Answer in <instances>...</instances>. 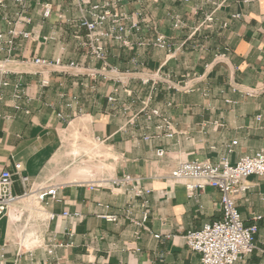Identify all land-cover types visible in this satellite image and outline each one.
I'll list each match as a JSON object with an SVG mask.
<instances>
[{
  "label": "crops",
  "instance_id": "crops-1",
  "mask_svg": "<svg viewBox=\"0 0 264 264\" xmlns=\"http://www.w3.org/2000/svg\"><path fill=\"white\" fill-rule=\"evenodd\" d=\"M212 1L122 0V10L140 29L130 35V48L108 41V68L81 46L85 31L59 19L81 15L73 3L53 0L49 19L33 4L31 23L18 24L31 38L16 39L12 54L0 49V63L13 60L0 103V173L15 172L21 163L33 189L62 187L48 207L58 217L47 227L30 226L28 235L38 239L29 243L30 253L21 249L20 259L25 243L15 236L18 224L0 222V264H201L184 236L222 220V194L207 187L190 198L183 183L170 180L171 173L181 162L218 163L228 156L236 165L264 152V0ZM18 11L11 0L0 5V32L9 31L8 20H16ZM212 12L214 22L207 24ZM178 19L182 27L176 29ZM159 35L167 48L154 46ZM34 57L60 58L65 66L42 68L31 62ZM72 62L77 67L68 66ZM17 85L24 93L20 99ZM153 109L169 119V130L158 129L160 118H146L144 111ZM91 161L102 172H94ZM123 174L141 178L151 191L144 227L136 224L142 199L89 188ZM248 185L237 207L247 226H259L257 249L238 264H264V177L251 176ZM14 193H23L17 175ZM29 205L25 201L23 207ZM18 211H11L12 219ZM66 211L80 217L64 218ZM109 214L119 221L100 217Z\"/></svg>",
  "mask_w": 264,
  "mask_h": 264
},
{
  "label": "built area",
  "instance_id": "built-area-1",
  "mask_svg": "<svg viewBox=\"0 0 264 264\" xmlns=\"http://www.w3.org/2000/svg\"><path fill=\"white\" fill-rule=\"evenodd\" d=\"M4 1L0 0V5L4 7ZM19 9L16 13V20L9 19V24L12 25L7 33L0 32V49L5 46L9 54H12L16 48V39L22 37L29 39L32 36L31 32L19 28L18 24L29 25L31 19L27 17L28 12L32 9L33 4H36L42 9L44 19H49L54 12L53 0H11ZM69 1L73 3L81 12V15L74 20L66 19L63 14H59V19L73 25L78 30L85 31V39L82 40L80 34L77 35V40L81 41V46L87 48L88 54L95 60L102 61L104 68H108L107 63V43L114 41L121 46L130 48L133 46L129 39L134 31L140 29L138 21H133V18L122 10V0H59ZM213 2L212 0H206ZM140 15V14H139ZM240 16L237 15L236 18ZM132 19L130 26L127 21ZM207 24L214 22V12L209 13L205 17ZM182 21L178 19L174 28L182 27ZM227 26L226 24L224 25ZM142 45V43H139ZM154 46L165 49L168 47L165 36L159 35ZM13 60L7 58L0 63V103L3 100V89L9 86L8 75L12 71L8 68L9 63ZM34 65L48 67H64L62 59L58 58L50 61L41 57H34L31 61ZM68 66L77 67L76 63H70ZM148 83L149 80H143ZM45 86V85H43ZM23 90L19 85L16 86V97H23ZM254 92H249L248 95L253 96ZM111 102L116 101L115 97H110ZM145 110V109H144ZM144 114L148 120L153 117H158L162 121V125L169 130L170 121L162 115V113L153 109ZM169 137L172 133L168 134ZM148 140V137H145ZM99 140V139H98ZM237 142H233L236 145ZM229 153L232 152L230 149ZM164 150H159L157 155L163 157ZM15 172L4 170L0 173V222L4 219L13 220L15 224H22L21 231L22 243L17 252V257L20 259L23 256L22 248L29 251V243L37 242V237L28 235L30 226L34 223L38 226L47 227V223H51L58 216L48 210L51 203L58 201V191L62 185H52L47 187H39L33 189L28 176L23 175V165L16 163L14 165ZM19 176L23 187V193L17 195L14 193L15 176ZM251 176L264 177V152H258L252 156L241 158L236 165H232L228 156L220 158L218 163L210 160H192L181 162L173 170L170 175V180L180 182L185 185L188 197L192 198L198 192L205 190L207 187L218 189L222 194V213L223 218L220 221L206 223L200 230L189 231L184 240L186 245L201 257V264H238L244 258L252 255L256 248L255 239L259 231V226H247L238 210V198L244 195L249 189L248 179ZM91 190L97 189H115L122 190L130 194L134 199H142L144 212L140 221L136 224L144 227V223L150 216L148 209L147 196L150 190L143 186L141 178L132 174H123L110 180H96L90 183ZM25 201L30 204L23 207ZM14 209H19L16 217L11 218L10 213ZM32 215L34 218H31ZM39 215V216H36ZM64 218H72L80 216L72 215L68 211L62 214ZM106 221L115 223L119 221V215H101ZM255 221L261 220V217H255ZM42 237V236H41ZM156 239H160L161 235H154ZM28 240V241H27ZM28 243V244H27ZM62 246V245H61ZM30 253V251H29ZM48 253L52 255L54 248L51 247Z\"/></svg>",
  "mask_w": 264,
  "mask_h": 264
},
{
  "label": "rangeland",
  "instance_id": "rangeland-1",
  "mask_svg": "<svg viewBox=\"0 0 264 264\" xmlns=\"http://www.w3.org/2000/svg\"><path fill=\"white\" fill-rule=\"evenodd\" d=\"M101 155V154H100ZM102 159L101 160H103L104 162H105V159H107V157H103V155H101L100 156ZM87 159H88V157H87ZM94 162H90V163H88L89 165L90 164H92V166H93V168H94V172H96V173H100V172H102L100 169H99V165L98 164H93ZM87 166V165H86ZM101 166V165H100ZM4 224H5V222H3L1 225H0V232H3V229H4ZM23 226V225H22ZM15 228V229H14ZM13 230H14V233H15V236H19V235H21V231L23 230V227H20V224L19 225H17V226H15V227H13ZM31 232H33V230H29L28 231V234H30Z\"/></svg>",
  "mask_w": 264,
  "mask_h": 264
}]
</instances>
